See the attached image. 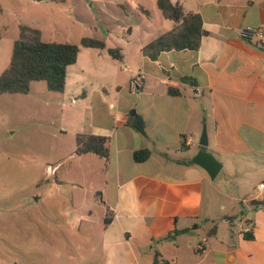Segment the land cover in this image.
Listing matches in <instances>:
<instances>
[{"label":"crops","instance_id":"crops-1","mask_svg":"<svg viewBox=\"0 0 264 264\" xmlns=\"http://www.w3.org/2000/svg\"><path fill=\"white\" fill-rule=\"evenodd\" d=\"M103 1L108 17L103 36L91 26L74 44L92 36L119 48L123 59L82 47L68 68L62 96L31 103L62 113L69 101L76 111L61 133L74 145L71 141L66 152L62 143L58 147L55 175L51 164L43 171L44 181L55 177L56 195L50 198L61 199L60 209L67 210L60 218L69 225L39 246L37 264H264V190H259L264 182L255 187L257 197L239 191L217 205L215 197H205L213 179L192 162L203 149L206 127L205 150L222 164L219 174L226 182L264 172V48L240 36L244 27H264V0H172L200 14L207 34L197 51H167L156 61L143 49L175 23L162 15L164 29L152 37L147 23L152 13L143 0ZM116 6L123 18L138 10L146 19L136 28L121 23ZM94 9L90 4L89 11ZM137 73L140 87L132 83ZM170 88L180 94L171 95ZM132 117L145 123V133L132 128ZM80 133L109 138V159L77 155ZM146 149L151 156L136 162L134 154ZM63 186L71 189L69 197L59 195ZM248 226L252 238L244 235Z\"/></svg>","mask_w":264,"mask_h":264},{"label":"rangeland","instance_id":"rangeland-1","mask_svg":"<svg viewBox=\"0 0 264 264\" xmlns=\"http://www.w3.org/2000/svg\"><path fill=\"white\" fill-rule=\"evenodd\" d=\"M103 2L0 0V74L10 65L21 24L39 29L44 40L49 42L79 43L80 36L92 31L91 26L99 27V37L103 36L108 24ZM142 2L152 13L147 23L151 24L150 35L154 37L164 29L160 21L167 20L155 6L156 0ZM90 4L95 6L93 12L89 11ZM121 9L119 6L114 8L121 23L136 28L146 19L138 10L133 17L128 14L123 18ZM48 95L58 97L61 93L48 91L45 82H35L30 95L0 93V264H37L39 246L46 247L58 236L56 229L69 225L60 218L61 211L67 210L65 207L60 209L63 206L61 199L50 198L56 195L55 177L44 181L43 171L48 164H51L49 171L54 169L60 157L57 149L61 143L64 150L69 148L71 141L73 143L69 136L61 133H64V126L69 127L75 121L76 111L69 101L62 113L41 106L39 102L31 105L35 99L45 101ZM251 173L226 182L222 172L212 180L214 188H206L205 197H215L217 205L227 204L226 197H233L239 191L246 192L242 197H257L255 187L264 182V172ZM70 192V188L63 186L59 195L69 197ZM40 196L42 199H38Z\"/></svg>","mask_w":264,"mask_h":264},{"label":"trees","instance_id":"trees-1","mask_svg":"<svg viewBox=\"0 0 264 264\" xmlns=\"http://www.w3.org/2000/svg\"><path fill=\"white\" fill-rule=\"evenodd\" d=\"M157 6L164 18L175 23V27L145 46L144 55L156 61L163 52L167 51H197L201 46L203 36L207 34L203 29L201 15L187 12L182 4L173 3L172 0H157ZM145 14L149 15V12L145 11ZM82 47L107 50L112 58L123 59L121 50L108 48L104 40L85 37L80 44L46 42L39 29L21 24L19 36L14 43L10 65L0 75V93L26 95L30 93L34 82H45L48 91L63 93L68 68L77 62ZM184 80L189 81L190 79L185 78ZM169 93L174 96L180 94L173 88L169 89ZM130 125L136 131L145 133V123L138 117L130 118ZM76 145L77 155L93 153L105 160L110 157V139L107 137L80 133L76 137ZM150 156L151 151L146 149L136 152L134 159L141 163ZM109 222L110 219L106 218V223ZM246 236L252 238L251 235ZM172 238H174L173 235L166 239Z\"/></svg>","mask_w":264,"mask_h":264},{"label":"built area","instance_id":"built-area-1","mask_svg":"<svg viewBox=\"0 0 264 264\" xmlns=\"http://www.w3.org/2000/svg\"><path fill=\"white\" fill-rule=\"evenodd\" d=\"M241 38L251 44H254L260 48H264V27L254 28V27H244L240 31ZM134 87H140L142 83V73H137L132 81ZM50 170V168H49ZM54 172V169L51 170ZM259 190H264V183L259 185ZM252 233V228L247 227L246 230H244V235ZM199 250H203V245L198 246ZM157 264H174L172 262L168 261H159Z\"/></svg>","mask_w":264,"mask_h":264},{"label":"water","instance_id":"water-1","mask_svg":"<svg viewBox=\"0 0 264 264\" xmlns=\"http://www.w3.org/2000/svg\"><path fill=\"white\" fill-rule=\"evenodd\" d=\"M131 116H136L135 112L131 113ZM209 141H208V134L206 127L203 130L201 139H200V146L203 148L200 150L192 159V162L197 165L202 167L211 177V179H216L218 174L220 173L222 169V164L220 161L216 159V157L207 152L205 148L208 147Z\"/></svg>","mask_w":264,"mask_h":264}]
</instances>
